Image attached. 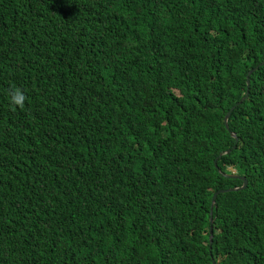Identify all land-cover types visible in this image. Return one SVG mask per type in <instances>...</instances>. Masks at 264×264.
Returning <instances> with one entry per match:
<instances>
[{"label": "trees", "instance_id": "trees-1", "mask_svg": "<svg viewBox=\"0 0 264 264\" xmlns=\"http://www.w3.org/2000/svg\"><path fill=\"white\" fill-rule=\"evenodd\" d=\"M0 264H264V0H0Z\"/></svg>", "mask_w": 264, "mask_h": 264}, {"label": "water", "instance_id": "water-1", "mask_svg": "<svg viewBox=\"0 0 264 264\" xmlns=\"http://www.w3.org/2000/svg\"><path fill=\"white\" fill-rule=\"evenodd\" d=\"M252 70H253V69H252ZM252 70L249 71V73H248V77H247V87H248V89H247V93H246V95H245L243 98H246L247 95H248V93H249V88H250V83H251V79H250L249 76H250V74L252 73ZM230 113H231V112H228L227 115L225 116V123H226V126H227V127H228V120H229V117H230ZM233 135L236 136V133L233 132ZM229 176H232V177H240V176H238V175H229ZM241 178L244 180L243 185L240 186V187H236V188H234V189H243V188H246L248 180H247L245 177H241ZM228 190H230V189H228ZM220 191H221V192H224V191H226V190H220ZM216 195H217V193H216V194L214 195V197H213V202L215 201ZM211 220H212V218H211ZM212 233H213V229H212V227H211V236H212Z\"/></svg>", "mask_w": 264, "mask_h": 264}, {"label": "clouds", "instance_id": "clouds-1", "mask_svg": "<svg viewBox=\"0 0 264 264\" xmlns=\"http://www.w3.org/2000/svg\"><path fill=\"white\" fill-rule=\"evenodd\" d=\"M74 7H75V5L69 4L63 9L62 13H66L67 11H71ZM13 91H14V94L11 97L12 102L15 104H21L23 102V99H24L23 93L20 92L19 89H14Z\"/></svg>", "mask_w": 264, "mask_h": 264}, {"label": "rangeland", "instance_id": "rangeland-1", "mask_svg": "<svg viewBox=\"0 0 264 264\" xmlns=\"http://www.w3.org/2000/svg\"><path fill=\"white\" fill-rule=\"evenodd\" d=\"M231 170H233V172H235V170L233 168H230Z\"/></svg>", "mask_w": 264, "mask_h": 264}]
</instances>
